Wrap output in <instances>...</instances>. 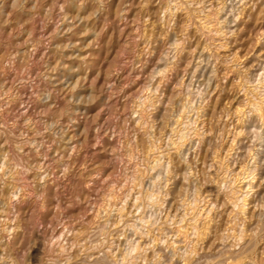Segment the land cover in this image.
Instances as JSON below:
<instances>
[{
	"label": "rangeland",
	"instance_id": "obj_1",
	"mask_svg": "<svg viewBox=\"0 0 264 264\" xmlns=\"http://www.w3.org/2000/svg\"><path fill=\"white\" fill-rule=\"evenodd\" d=\"M262 72L264 0H0V264H264Z\"/></svg>",
	"mask_w": 264,
	"mask_h": 264
},
{
	"label": "bare ground",
	"instance_id": "obj_2",
	"mask_svg": "<svg viewBox=\"0 0 264 264\" xmlns=\"http://www.w3.org/2000/svg\"><path fill=\"white\" fill-rule=\"evenodd\" d=\"M254 2V1H253ZM243 7V6H242ZM249 7V6H248ZM242 9H244V8H242ZM242 11V10H241ZM243 12V11H242ZM237 14V13H236ZM240 14H242V13H240ZM240 16V15H239ZM233 18V17H232ZM231 18V19H232ZM206 19V18H205ZM249 20V19H248ZM226 23V22H225ZM205 29V28H204ZM211 30V29H210ZM209 30V31H210ZM233 33V32H232ZM218 34V33H217ZM262 34V33H261ZM225 49V48H224ZM262 74H263V72H262ZM261 74V75H262ZM260 76V75H259ZM260 79V78H259ZM260 80H262L261 82H263L264 83V74L261 76V79ZM259 81V80H258ZM208 82V81H207ZM260 84H262V83H260ZM256 88H257V86H256ZM255 88V89H256ZM255 92V91H254ZM261 102V101H260ZM253 110V109H252ZM255 112V111H254ZM254 114V113H253ZM258 114V113H257ZM185 115V114H184ZM181 118V117H180ZM180 123V121L179 120H177V122L176 123ZM173 126V125H172ZM181 128V127H180ZM196 136V135H195ZM264 136V135H263ZM179 138H181L180 140L182 141V138H183V134H180L179 135ZM178 142V141H177ZM176 151V150H175ZM171 158V157H170ZM40 168V167H39ZM0 170H1V172H0V174L2 173H4V163H1V166H0ZM249 173H250V171H249ZM249 177V176H248ZM251 178V177H250ZM27 179V178H26ZM238 179V178H237ZM248 179V180H247ZM246 179V177H243V181L241 182L242 184H240V186L241 187H246L245 189H244V191H243V193H242V191L240 190L241 189V187H240V189H238V191L240 190L241 191V206H240V210H239V212H242L243 213V207L245 206V205H247L246 203H245V201L247 200L246 199V197H248V192L252 189V181L249 179V178H247ZM254 181V180H253ZM9 184H5L1 189H0V202L2 201V200H4V198H5V196L8 194V192L10 191L9 190V187H10V185L8 186ZM12 188V187H11ZM10 188V189H11ZM238 193V192H237ZM15 197V196H14ZM240 197V196H239ZM238 199V198H237ZM5 201V200H4ZM231 205V204H230ZM242 227V226H241ZM11 228V227H10ZM2 231V230H1ZM5 231V230H4ZM10 232V231H9ZM241 234H242V232H241ZM244 235V234H243ZM241 238V237H240ZM246 240V239H245ZM248 242V241H247ZM249 243V242H248ZM244 244V243H243ZM250 244V243H249ZM248 247H245L243 250H241V251H239V252H237V253H234V255H232V254H230L229 255V257H232V258H236V257H238L239 255H241L242 253H243V251H245L246 249H247ZM194 249V248H193ZM194 254V253H193ZM3 259V258H2Z\"/></svg>",
	"mask_w": 264,
	"mask_h": 264
}]
</instances>
